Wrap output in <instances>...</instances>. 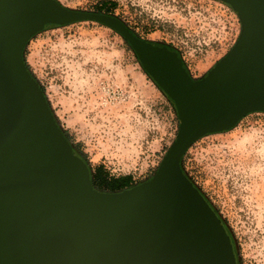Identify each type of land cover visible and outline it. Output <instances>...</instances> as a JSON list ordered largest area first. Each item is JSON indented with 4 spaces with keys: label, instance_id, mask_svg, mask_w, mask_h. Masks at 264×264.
Returning <instances> with one entry per match:
<instances>
[{
    "label": "water",
    "instance_id": "95a60500",
    "mask_svg": "<svg viewBox=\"0 0 264 264\" xmlns=\"http://www.w3.org/2000/svg\"><path fill=\"white\" fill-rule=\"evenodd\" d=\"M217 1L237 14L240 33L193 80L175 53L110 16L57 0H0V264H238L221 218L180 167L199 138L264 113V0ZM78 22L120 35L178 115L154 175L120 192L93 188L23 59L33 36Z\"/></svg>",
    "mask_w": 264,
    "mask_h": 264
},
{
    "label": "rangeland",
    "instance_id": "374dc122",
    "mask_svg": "<svg viewBox=\"0 0 264 264\" xmlns=\"http://www.w3.org/2000/svg\"><path fill=\"white\" fill-rule=\"evenodd\" d=\"M57 1L96 13L101 2H115L122 18L123 12L135 13L130 3L139 5L141 19L150 22L125 24L180 50L195 79L230 51L241 28L237 14L217 0ZM23 58L59 127L92 171L101 165L137 185L154 175L176 139L178 121L120 35L94 22L47 27L30 39ZM182 167L221 218L237 263L264 264V113L199 138Z\"/></svg>",
    "mask_w": 264,
    "mask_h": 264
},
{
    "label": "flooded vegetation",
    "instance_id": "af4514ba",
    "mask_svg": "<svg viewBox=\"0 0 264 264\" xmlns=\"http://www.w3.org/2000/svg\"><path fill=\"white\" fill-rule=\"evenodd\" d=\"M130 7L132 8V10L135 13H130V12H123L124 15H126V17L122 18V16H120V12H118V7L119 5L115 4V2H101L100 3V9H98L97 13H101L104 14L106 16H110L114 19H116L117 21L121 22L135 37H137L138 39L144 40V41H150L152 43H154L155 45L159 46V47H165L167 48L170 52H173L177 55V58L181 60L184 68L186 69V71L188 72V74L190 75V77L193 80H199V79H195L191 76V69L190 66L188 64V58L186 59V57L180 52V50H178L176 47L169 45L167 43H162V42H156L154 40L145 38L143 36H140L138 33V28H131L129 25L125 24V22H130L132 24V22H150L148 18H142L140 17V12H137V7H139V5L135 4V3H130L129 4ZM126 8H128L126 6ZM147 15V14H146ZM147 17L151 18V16ZM154 18L152 17V20ZM156 22V21H155ZM133 25H137V23H134ZM131 48V47H130ZM132 50V49H131ZM133 51V50H132ZM134 53V52H133ZM135 55V54H134ZM136 56V55H135ZM207 74V73H206ZM205 74V75H206ZM204 75V76H205ZM203 76V77H204ZM202 77V78H203ZM171 101V100H170ZM172 102V101H171ZM173 103V102H172ZM174 108H175V104L173 103ZM176 111V109H175ZM176 116H177V121H178V115L176 112ZM178 127H179V121H178Z\"/></svg>",
    "mask_w": 264,
    "mask_h": 264
},
{
    "label": "trees",
    "instance_id": "16d2710c",
    "mask_svg": "<svg viewBox=\"0 0 264 264\" xmlns=\"http://www.w3.org/2000/svg\"><path fill=\"white\" fill-rule=\"evenodd\" d=\"M25 50V49H24ZM24 54V52H23ZM24 59V58H23ZM25 62V60H24ZM144 71V70H143ZM145 73V71H144ZM146 74V73H145ZM32 75V74H31ZM147 75V74H146ZM148 76V75H147ZM148 78L151 80V78L148 76ZM153 82V81H152ZM154 83V82H153ZM155 84V83H154ZM156 85V84H155ZM157 87V86H156ZM158 88V87H157ZM158 90L161 92V94L166 98V101L168 104L171 106L175 116H176V111L174 108L173 103L166 97V95L158 88ZM49 108L51 109L50 105ZM52 111V110H51ZM53 113V112H52ZM177 118V116H176ZM57 122V120H56ZM58 126L59 123L57 122ZM64 133V132H63ZM66 139L70 142V144L73 147L74 152L79 155L80 157L83 158L84 162L87 164L89 171H90V177H91V183L93 188L96 190H99L101 192H108V193H114V192H120L126 189H129L137 184H132L131 183V176H119V177H114L108 174V172L105 171V168L101 165L97 166L93 171L91 170L88 162L85 160L83 155L78 149V146L73 145L71 141L68 139L67 135L64 133ZM181 170L184 173L183 167H182V160L180 164ZM185 174V173H184Z\"/></svg>",
    "mask_w": 264,
    "mask_h": 264
}]
</instances>
